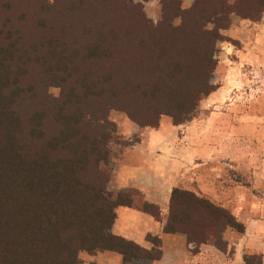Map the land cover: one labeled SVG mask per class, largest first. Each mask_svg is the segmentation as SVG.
Masks as SVG:
<instances>
[{
  "label": "trees",
  "instance_id": "16d2710c",
  "mask_svg": "<svg viewBox=\"0 0 264 264\" xmlns=\"http://www.w3.org/2000/svg\"><path fill=\"white\" fill-rule=\"evenodd\" d=\"M229 4L195 0L191 8L177 6L168 15L164 3L157 23L144 16L133 20L104 13L30 41L0 30V264H78L83 250L118 251L122 264L160 258V238L150 236L155 246L147 249L112 232L116 208L136 205L135 190L107 189L100 162L107 161L108 149L96 132L84 128L82 117L90 113V125L106 121L109 106L126 110L142 125H159L162 114L175 124L189 119L202 97L215 89L210 79L217 42L225 39L221 30L229 25ZM233 7L242 17L258 20L264 0H234ZM176 16L182 17L179 25L173 23ZM89 28L107 29L108 36L99 32L79 38V30ZM94 58L100 63L82 68V62ZM33 62L43 73L53 67L63 72H50L51 81L76 77V85L57 103L45 98L53 100L52 107L38 97L42 85L32 81ZM76 91L114 96L99 109L87 99L88 104L74 109ZM141 208L155 212L148 202ZM204 208L220 219L227 216L228 225L244 232V223L225 207L180 186L173 189L165 231H184L190 241H208L204 227L218 220L190 223ZM219 229L214 230L216 241ZM255 257L262 256H246V264H253Z\"/></svg>",
  "mask_w": 264,
  "mask_h": 264
},
{
  "label": "rangeland",
  "instance_id": "374dc122",
  "mask_svg": "<svg viewBox=\"0 0 264 264\" xmlns=\"http://www.w3.org/2000/svg\"><path fill=\"white\" fill-rule=\"evenodd\" d=\"M233 1L230 0L228 6L229 25L221 30L225 39L217 42V64L210 79L215 89L202 97L189 119L176 124L177 130L174 127L166 141L170 149L162 152L182 161L179 163H184L183 169L187 171L179 182L180 187L208 197L215 204L225 207L228 215L233 214L239 221L241 219L237 214L242 211L246 215V229L248 226L250 228L249 238L264 242V12L257 14L258 20L242 17L232 10ZM194 2L195 0H178L176 3L175 0H0V30L4 35L20 36L25 41H30L52 34L61 29L62 25L76 21L89 22L104 13L133 20L144 16L157 23L163 18L164 3L170 15L177 6L189 9ZM181 22V16L173 18L175 25ZM212 25L210 23L209 27ZM89 29H80L79 38L97 36L99 32L108 36L107 29ZM100 61L94 58L81 65L82 68H94ZM102 63L108 61L103 60ZM33 66L36 70L32 73V81L42 85L38 97L44 106L52 107L53 100L45 99L46 97L57 103L56 99L63 92L76 85L75 76H66L63 81L54 82L49 80L50 72L60 75L63 74L62 71L53 67L52 71L43 73L37 63L33 62ZM74 96V109L88 104L86 99L90 101L92 108L99 109L114 95L104 92L85 96L79 91ZM90 115L86 113V117H82L84 128L89 133L96 132L101 144L108 149L107 161L100 162V169L108 179L107 186L114 173L115 161L130 145L146 141L148 129L158 125H142L132 119L126 110L118 107L107 106L106 121H94V125L88 122L91 120ZM142 115L145 117L146 113L142 111ZM164 115L166 114H162L161 118ZM143 121H147V118H143ZM200 211L193 214L190 223L193 224L194 219L203 223L218 220L217 225H207L204 231L208 241L213 242L217 237L214 230L220 228L218 241L215 243L224 247L223 232L238 230L226 223L227 216L220 219L218 213L208 208ZM98 252L90 254L86 250L81 251L78 264L97 262L94 255ZM257 254L262 257L251 259L252 263L259 264L262 261L264 264L263 254Z\"/></svg>",
  "mask_w": 264,
  "mask_h": 264
},
{
  "label": "crops",
  "instance_id": "0c3cea01",
  "mask_svg": "<svg viewBox=\"0 0 264 264\" xmlns=\"http://www.w3.org/2000/svg\"><path fill=\"white\" fill-rule=\"evenodd\" d=\"M174 127L177 130L178 125L171 117L162 116L157 127L148 129L146 141L130 145L115 161L114 173L107 185L115 193L123 188L135 190L136 205L116 208L112 232L147 249L155 246L150 236L160 238V258L146 263L135 260L131 264H246V256L257 253H262L264 258V242L249 238L250 228L246 229V215L242 211L237 216L245 230L224 231V247L214 241H190L184 231H165L173 189L179 186L187 171L183 169L184 163H179L182 161L162 152L170 149L166 141ZM145 202L152 204L155 212L141 208ZM94 257L99 264L123 263V254L115 250L99 251Z\"/></svg>",
  "mask_w": 264,
  "mask_h": 264
}]
</instances>
